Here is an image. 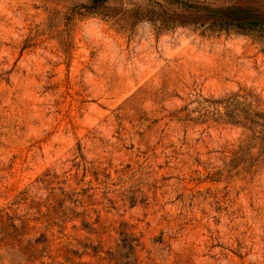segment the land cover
<instances>
[{"label":"rangeland","instance_id":"1","mask_svg":"<svg viewBox=\"0 0 264 264\" xmlns=\"http://www.w3.org/2000/svg\"><path fill=\"white\" fill-rule=\"evenodd\" d=\"M0 264H264V0H0Z\"/></svg>","mask_w":264,"mask_h":264},{"label":"trees","instance_id":"2","mask_svg":"<svg viewBox=\"0 0 264 264\" xmlns=\"http://www.w3.org/2000/svg\"><path fill=\"white\" fill-rule=\"evenodd\" d=\"M104 1V0H97ZM186 4V3H185ZM186 9L190 13L185 15V20L192 21L197 26L205 28H225L230 25L242 26V25H251L256 21H246V19H241L232 17L235 11H239V8L236 7H227V8H212L209 5L203 3H189L186 6ZM189 16V17H188ZM185 22V21H184ZM252 122V119H249ZM259 125V121H256Z\"/></svg>","mask_w":264,"mask_h":264}]
</instances>
